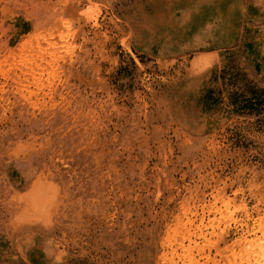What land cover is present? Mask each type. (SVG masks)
<instances>
[{
	"label": "rangeland",
	"instance_id": "rangeland-1",
	"mask_svg": "<svg viewBox=\"0 0 264 264\" xmlns=\"http://www.w3.org/2000/svg\"><path fill=\"white\" fill-rule=\"evenodd\" d=\"M0 264H264V0H0Z\"/></svg>",
	"mask_w": 264,
	"mask_h": 264
}]
</instances>
